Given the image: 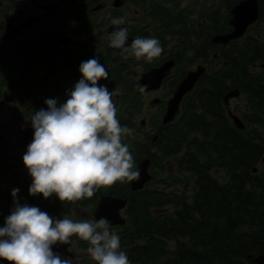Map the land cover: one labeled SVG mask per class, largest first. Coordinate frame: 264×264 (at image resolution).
Segmentation results:
<instances>
[{"label":"trees","instance_id":"16d2710c","mask_svg":"<svg viewBox=\"0 0 264 264\" xmlns=\"http://www.w3.org/2000/svg\"><path fill=\"white\" fill-rule=\"evenodd\" d=\"M130 1L142 9L149 24L131 27L132 35L159 40L163 51L155 65L171 57L175 60L172 75L164 81V96L172 93L187 68L199 60L207 64L170 123L161 122L163 103L148 116V124L141 126L126 115L125 97L116 101L121 126L133 130L123 142L129 145L135 166L144 158L150 160L152 179L136 191L129 182L118 181L76 202L61 203L55 195L48 199L31 196L32 179L27 178L22 161L28 145H22L17 153L0 154V227L16 203L38 207L61 219L74 208L93 207L102 195H112L127 200L124 225L109 229L120 237L121 250L131 264H254L253 257L264 253V0H258V20L242 37L225 45L212 43L211 37L230 29L229 9L240 0H212L196 7V1L187 5L183 0ZM18 4V0H0V11H14ZM76 10L80 19L87 18ZM76 30L71 35L81 33L79 26ZM61 34L40 29L36 36L3 42L0 99L24 89L35 74L46 69L58 75L67 71V76L81 79V62L92 58L107 70L108 79L98 83L108 90L125 85L131 91L136 86L141 89L125 73L129 59L92 45H60L53 37ZM234 89L245 96L244 108L235 107L245 124L242 129L235 127L223 102L224 95ZM39 92L38 86L31 87L26 95L31 99L25 101L24 97L13 110L15 122L7 124L15 135H19L22 120L47 109L45 100L62 104L57 93ZM135 130L146 132L136 134ZM166 161H173L181 174L169 171ZM217 172L222 173L216 176ZM185 178L191 185L189 193L172 188ZM13 189H19L15 198ZM172 238L178 243L170 249ZM77 240L81 248L90 246Z\"/></svg>","mask_w":264,"mask_h":264},{"label":"clouds","instance_id":"9594fccd","mask_svg":"<svg viewBox=\"0 0 264 264\" xmlns=\"http://www.w3.org/2000/svg\"><path fill=\"white\" fill-rule=\"evenodd\" d=\"M111 23L117 26L109 37L112 47L149 62L161 55L156 38L137 37L126 47L128 31L119 27L124 18ZM79 71L81 79L64 103L47 99V109L31 116L34 134L22 157L32 178L31 196L55 195L61 203L76 202L91 198L101 187L140 179L129 145L123 142L133 130L117 119L113 97L118 93L98 83L108 79L107 70L92 58L81 62ZM18 191L13 189V198ZM73 235L89 243L87 252L96 264H131L107 219H56L38 207L19 203L0 227V259L8 264H72L53 252L52 246L68 244Z\"/></svg>","mask_w":264,"mask_h":264},{"label":"rangeland","instance_id":"374dc122","mask_svg":"<svg viewBox=\"0 0 264 264\" xmlns=\"http://www.w3.org/2000/svg\"><path fill=\"white\" fill-rule=\"evenodd\" d=\"M41 2H44V5L48 8L43 9L44 7L41 6L40 4L36 5L37 3H34L33 0H19L18 7L14 9L8 16L6 13H3L0 15V23L3 21V25L1 24L2 27H5V20L6 22L9 21V19L15 20L14 23L18 21V15L17 13L19 12V9H24L25 11H32L33 15H40L42 17L41 20V28H54V27H62L63 29L66 30L70 26H73V22L76 21L75 19L79 18L77 14V10L79 9L80 12H83L84 15L88 16L87 21H93L98 23L101 18H103L105 15H108V13L113 12V9H110L109 7L112 4L114 0H98L96 4L92 7H89V0H81L83 1L82 5L79 6V3H75L72 5L67 6L66 5V0H39ZM195 3L196 6L200 5H205V4H210L212 0H183L182 4L187 5L190 3ZM123 12H122V17L124 18L125 22L134 24V23H146L148 20L144 18L143 12L139 6L134 5L133 3L129 1H124L123 0ZM193 6V5H192ZM114 7V6H113ZM118 11V10H117ZM118 14V13H117ZM109 18V17H108ZM81 20V19H80ZM113 20V19H111ZM109 19V21H111ZM13 21V20H12ZM264 23V22H262ZM99 27H95L94 29L88 31H84L80 34H78L76 37V41L80 44H83L85 46L87 45H92L99 50H102L104 52H107L111 48L110 44V35L113 32L110 31H105L107 22L103 24H99ZM154 29V28H152ZM34 33V32H32ZM0 36L3 37V35ZM3 39L0 38V45L2 44ZM214 58V57H213ZM142 59V58H141ZM144 59V58H143ZM139 59L135 58L134 56L131 57V64L129 67V74L128 76L131 77L132 80L138 81L139 77L141 76V73L144 71L143 66L139 64ZM201 62V60H199ZM198 61L194 63L192 66L189 67V69H192L199 63ZM205 64V63H202ZM219 63H216L214 68L218 66ZM207 67V64H205ZM188 69V68H187ZM80 79H75L73 75L67 76V71L62 72V74H56L54 71H49L47 70H42L41 73L35 74L33 77V82L31 83V86H38L40 89V94H46V93H57L58 97L61 98L62 103L66 101V92H70L74 85L79 81ZM103 85L104 84H100ZM126 85L123 86H118L117 88L111 89L109 91H114L118 93V95H115L113 97V100L116 99L119 96H124L125 97V111L126 115L131 117L134 121H146L148 116L151 114L155 113L156 110V100L164 98L163 94L165 92L164 89H157V90H152L149 92H144L141 89H138L136 86L133 91L129 90V88ZM29 86L24 87V89H21L18 92L11 93L9 97H5L0 99V119L2 120H9L10 119V114L11 112L15 109V107H19L20 103H23V99L25 97L26 101V95L29 94L28 92ZM133 97V100H131ZM168 98V97H167ZM167 98H164L165 100ZM30 99V98H29ZM229 105L228 108L239 115L238 111L235 109L236 106H239L240 109L244 108L245 105V96L240 94L239 96L236 97H231L228 99ZM138 105H141V108H137ZM31 117H27L26 120H22L21 124L23 123L22 128L20 129L19 135L18 136V141H24L22 143L27 146L28 144L31 143L34 130L31 131L30 133L26 134V136L23 138L25 135V130L28 127H31ZM1 128V124H0ZM136 134L137 133H143V131H137L135 130ZM13 133H9L4 135V133L0 130V140H3L4 138L10 136ZM13 142L11 145H9L6 149H1L0 154L6 155L8 153H17L19 152L18 147L21 143ZM22 145V144H21ZM166 165L169 166V171H175L178 174H181L178 169L176 168L174 162L166 161ZM222 172H217L215 173L216 176H219ZM26 175L28 179H32L31 176L28 173V170L26 169ZM188 180L186 178L184 179V182L181 184H176L172 188L180 191L181 193H189L191 189V185L188 183ZM93 212H94V207H78L74 208L71 210L69 214H67V218L72 219L74 221H82V220H88V221H94L93 218ZM53 217V215H50ZM54 218V217H53ZM177 240L172 238L169 242V247L170 249H173L175 245H177ZM59 254L62 258L70 259H75L72 262H75L77 260H80L82 257L89 255L87 252V249H80L77 247V244L74 243L73 246L66 248ZM71 254V257L69 256Z\"/></svg>","mask_w":264,"mask_h":264},{"label":"water","instance_id":"95a60500","mask_svg":"<svg viewBox=\"0 0 264 264\" xmlns=\"http://www.w3.org/2000/svg\"><path fill=\"white\" fill-rule=\"evenodd\" d=\"M114 5H119V2L116 1ZM259 3L258 0H240L238 3L233 5L230 10V19L228 21L231 26V30L224 33H217L212 38L211 41L213 43H221L226 44L231 40L239 38L244 34L247 27L256 21L259 17ZM38 18H32L26 22H20L16 24L5 36L6 39L10 38L13 35H16L20 32V30L32 22L37 21ZM122 28V27H121ZM108 31V30H107ZM136 38L127 37L126 45L132 43V41ZM61 42H65L66 39H61ZM125 45V46H126ZM115 48V47H114ZM119 49V48H117ZM175 64L173 58L163 62L160 66L149 69L144 72L139 82L143 86L144 92H147L151 89H157L162 83V80L169 74L170 69ZM205 68L202 65H197L194 70H190L187 72L185 77L181 79L175 86L174 92L172 96L166 102V109L162 116V123L166 124L174 119L179 110L180 102L183 96L190 89L193 88L197 79L204 73ZM239 91L234 89L226 93L223 97V101L225 105L228 103V99L233 96H238ZM228 114L232 119L234 125L238 128H242L244 126L241 119L233 114L230 110H228ZM157 136L153 139L155 140ZM150 160L148 158L143 159L137 164V170L140 172V179L138 181H130L129 185L132 190L141 189L147 181L151 179V174L148 171V165ZM126 199L122 197L103 195L101 196L95 211H94V219L99 220L101 218H105L109 221L110 225L123 224L124 219L120 214V210L125 206ZM71 239V238H70ZM70 243V242H69ZM68 244H55L52 246L53 251H59L63 249ZM0 264H8L7 261L0 259ZM254 264H264V254H258L254 257Z\"/></svg>","mask_w":264,"mask_h":264},{"label":"flooded vegetation","instance_id":"af4514ba","mask_svg":"<svg viewBox=\"0 0 264 264\" xmlns=\"http://www.w3.org/2000/svg\"><path fill=\"white\" fill-rule=\"evenodd\" d=\"M125 2L127 1V0H124ZM33 2L34 3H37L36 5H38V4H41L40 2H38V1H36V0H33ZM114 3V2H113ZM120 6H123V4H121ZM45 8H48L47 7V4H46V7ZM45 8H43V9H45ZM110 9H113V12H112V14L111 13H108V15H105L104 17H103V19L104 20H106V21H109L107 18L110 16V15H113L112 16V18L114 17V19H116V18H120V17H122V10H123V7H113L112 5L109 7ZM118 10V11H117ZM12 11H5L4 12V10L2 11V12H0V15L1 14H3V13H6V15L8 16L10 13H11ZM118 13V14H117ZM18 15H19V17H18V21H20V20H26V19H28L29 18V16L30 17H32L33 16V12L30 10V11H25V10H21V11H19V13H18ZM20 19V20H19ZM7 20V19H6ZM6 20H5V27H2L1 26V24L3 25V21H1V23H0V33H1V35H3L4 36V34H5V32H6V30H8L13 24H15L14 22H15V20L13 19V16H12V20L11 19H9V21L8 22H6ZM17 21V22H18ZM110 24H112L111 23V21L108 23V25L107 26H109ZM96 25H99V24H94V27L96 26ZM131 27H133L132 25H130L129 27H125L126 29H127V31H128V34H133L134 32L132 31V29H134V28H131ZM132 31V32H131ZM27 33V32H26ZM28 34V33H27ZM0 38H2V36H0ZM102 51V50H101ZM118 56H121L122 57V59L124 58V59H129L130 61H131V56H128L127 54H125V53H120V54H118ZM140 64V63H139ZM145 70H147V69H144V71ZM127 71V70H126ZM143 71V72H144ZM142 72V73H143ZM141 73V74H142ZM100 84H102V83H100Z\"/></svg>","mask_w":264,"mask_h":264}]
</instances>
